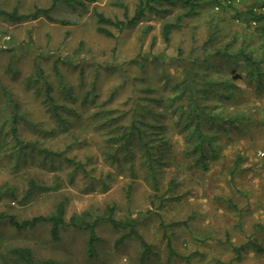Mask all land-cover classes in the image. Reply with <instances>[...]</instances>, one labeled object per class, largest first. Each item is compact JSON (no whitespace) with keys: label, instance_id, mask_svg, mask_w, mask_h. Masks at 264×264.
<instances>
[{"label":"rangeland","instance_id":"1","mask_svg":"<svg viewBox=\"0 0 264 264\" xmlns=\"http://www.w3.org/2000/svg\"><path fill=\"white\" fill-rule=\"evenodd\" d=\"M83 1L85 5L73 7L65 0H0V10L14 9L20 14L54 4L50 10L53 20L39 17L13 22L0 14V127H4L5 138L0 142V212L28 219L50 214L64 200L68 221L83 211L103 215L114 205L115 218L136 220L135 228L149 251L144 255V247L133 236L118 243L129 227L114 228L105 221L98 223L99 240L94 254L88 255V236L83 230L65 226L59 240H54L48 223L20 231L4 219L0 220V264H24L10 253L13 247H28L36 260L54 264H264V156L258 154L264 152V127L254 128L251 139L244 137L232 145L220 140V154L225 158L211 159L207 169L190 167L183 160V135L173 131L170 145L158 156L155 187L138 151L126 157L108 155L119 144L111 139L118 138L123 129L102 126L104 120L94 116L96 104L108 98L116 86L110 103L121 112H129L124 103L133 93L140 98L156 96V92L145 93L143 87L153 82L161 88L162 76L170 83L178 80L182 60L197 56L216 29L219 39L223 38L220 44L235 33L245 37L257 59L262 55L260 39L251 28L241 34L242 22L237 24L230 17L229 6H214L211 0H194L200 3L198 12L184 18L168 42L163 40L161 26L185 9L181 3H155V10L147 11L131 27L118 31L107 26L113 33L107 37L96 31L94 11L123 19L119 6L123 3L131 17L137 0ZM258 2L240 0L233 5L247 12L245 8ZM223 7L226 19L223 15L213 19L214 10ZM239 43L240 39L236 46ZM96 76L100 95L90 94L84 101ZM140 76L145 78L143 84ZM135 78L138 90L132 91L130 83ZM46 84L54 102L61 106V114L78 122L65 133L56 115L44 106ZM6 94L18 105L14 124L20 137L26 141L38 138L56 152L66 150L75 163L62 158L41 163L37 156L27 155L25 162L14 164L6 149L10 145L6 131L11 125ZM73 113L77 116L70 118ZM255 116L262 118L264 112ZM37 119L43 121L42 126L33 125ZM126 119H120L119 124ZM237 152L244 160L231 172ZM170 155L186 163L179 169L166 165ZM34 175L51 188L27 194V179ZM241 244L246 248L237 257L233 248Z\"/></svg>","mask_w":264,"mask_h":264},{"label":"trees","instance_id":"2","mask_svg":"<svg viewBox=\"0 0 264 264\" xmlns=\"http://www.w3.org/2000/svg\"><path fill=\"white\" fill-rule=\"evenodd\" d=\"M94 1V0H88ZM165 1L167 3H181L184 10L179 12L172 22H164L161 26V34L163 40L168 42L171 32L178 28L182 20L192 14L198 12L199 2L194 0H137L133 15L127 16V7L120 3L119 6L123 9V19L111 18L105 16L102 12L94 11L96 19V31L104 36L112 37L113 33L107 26H112L118 31L124 28L131 27L135 23L141 21L147 11L155 10L154 4ZM71 6L85 5L83 0H65ZM212 5H221L219 0H211ZM222 6H224L222 4ZM49 8L35 7L33 11L20 14L16 10L5 11L0 10V14L13 22H21L35 20L39 17L53 20L50 15ZM228 8L234 14L230 16L237 24L241 25V34L250 32L260 39L262 55L256 58L253 55L250 42L246 41L245 37H239L238 34H233L223 42L219 43V34L217 29L207 36V39L202 44V51L195 57H188L182 60V68L180 73H177L178 80L170 83L164 79V86L159 88L156 83H148L143 87L145 93L156 92V96L145 94L142 98L135 93L131 94L125 105H129V112H121L120 108H114L110 102L114 94L118 90L116 86L109 93L108 98L100 100L94 116H99L104 120L101 125L112 126L118 125L115 129L122 127L121 134L118 138H112V141H117L119 144L114 153L108 151V155L115 156L120 153L123 157L128 156L131 152L138 151L142 162L148 165L151 173L152 183L157 187L158 183L153 174L156 172L158 165V156H160L170 145L173 131H179L183 135V148L181 157L186 160L190 167L207 169L211 159H222L223 154H220V149L223 145H219L220 140L230 145L240 141L244 137L251 139L253 137V129L256 127H264V117L257 118L255 116L259 111L264 112V42L261 36L264 35V14H255L249 7L246 14L240 12L239 7L230 5ZM224 11V12H223ZM221 10L212 14V18H218L223 15L226 19L225 12ZM231 12V13H232ZM218 14V15H217ZM254 18L257 25L251 27L248 19ZM217 24L214 25V28ZM224 34H221L223 36ZM218 38V39H217ZM240 39V43L236 46V42ZM196 67V68H195ZM164 72V71H163ZM162 72V73H163ZM96 78L92 82V88L86 91L84 101L90 94L96 97L100 95L96 88ZM137 78L132 80L130 87L132 91L138 90L136 84ZM141 84L145 78L140 76ZM46 84L45 96L43 103L45 108L50 110L52 115H56L61 132H67L73 126H77V121H69L68 116L62 115L58 110L61 107L54 102L53 96L50 94ZM7 100L5 107L11 109L8 119L11 125L8 126L6 136L10 140L8 149L9 156L14 158V164L25 162L26 156L37 158L44 163L46 160L53 158H62L66 162L75 163V160L66 155V150L56 152L50 146L43 144L42 140L30 139L24 140L17 132L15 126L18 115L16 109L18 105L10 95L6 94ZM83 101V100H82ZM154 108V110H153ZM61 115V116H60ZM76 114H71L70 118L76 117ZM160 116H168V119L162 120ZM66 117V119L64 118ZM127 117L126 121L120 123ZM33 125L42 126L43 121L37 119ZM4 127H0V142L4 141ZM232 142V143H231ZM3 148V147H2ZM1 149V145H0ZM6 149L4 151H6ZM2 151V150H1ZM241 151V150H239ZM179 152V151H178ZM242 153L244 150L241 151ZM242 153L237 152L233 156V168L231 172L237 170L236 167L243 162ZM134 155V154H131ZM171 161L166 165H173L177 169L183 163H186L176 155H170ZM225 158V157H224ZM186 165V164H185ZM51 187L44 184L37 177L29 176L27 179L26 193L31 194L36 191L49 190ZM14 191V189H13ZM12 192V191H11ZM3 192H0L2 197ZM115 206L110 205L106 208L103 215H94L88 211H83L80 214H73L68 221L65 220V201L61 200L55 206V209L47 215H37L28 219H17L14 215L0 212V220H7V223L16 230L33 229L39 223H48L50 225V235L52 239L59 240V234L63 227L70 226L83 230L88 236V255L94 254L95 242L99 240L96 227L100 221L109 223L114 228L123 226L129 227L119 239L118 243L127 237L137 238L144 247V255L149 251V246L136 230V220L132 218L117 219L114 216ZM247 244V243H246ZM246 244L234 246L233 251L239 256V253L246 248ZM249 244L252 245L250 242ZM254 244V243H253ZM248 245V244H247ZM257 250L262 248L258 244H254ZM10 253L16 259V262L24 264H54L52 260H36L32 250L28 247H13L10 248Z\"/></svg>","mask_w":264,"mask_h":264},{"label":"built area","instance_id":"3","mask_svg":"<svg viewBox=\"0 0 264 264\" xmlns=\"http://www.w3.org/2000/svg\"><path fill=\"white\" fill-rule=\"evenodd\" d=\"M221 4L226 5V6H230L233 5L235 3L240 2V0H220ZM216 9H218V6L215 7ZM250 10L255 13V14H264V0H260V2H258V4L252 5ZM250 20V24L251 26H256L257 25V21L254 18H249ZM264 23V19L262 20ZM262 39L264 41V35H262ZM258 154L260 156H264V152L259 151Z\"/></svg>","mask_w":264,"mask_h":264},{"label":"crops","instance_id":"4","mask_svg":"<svg viewBox=\"0 0 264 264\" xmlns=\"http://www.w3.org/2000/svg\"><path fill=\"white\" fill-rule=\"evenodd\" d=\"M251 1H252V0H251ZM249 7H251V5L248 6L247 8H245L244 10L247 11ZM229 11H230V13L232 12L230 9H229ZM240 11L243 12V8L240 9ZM232 13L234 14V12H232ZM232 13H231V14H232ZM244 13L246 14V12H244ZM261 40H262V39H261ZM263 237H264V236H263ZM257 243H259V241H258Z\"/></svg>","mask_w":264,"mask_h":264}]
</instances>
